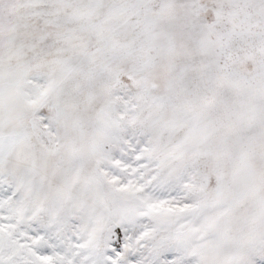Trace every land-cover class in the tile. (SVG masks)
<instances>
[{
    "label": "snow or ice",
    "instance_id": "obj_1",
    "mask_svg": "<svg viewBox=\"0 0 264 264\" xmlns=\"http://www.w3.org/2000/svg\"><path fill=\"white\" fill-rule=\"evenodd\" d=\"M0 264H264V0H0Z\"/></svg>",
    "mask_w": 264,
    "mask_h": 264
}]
</instances>
